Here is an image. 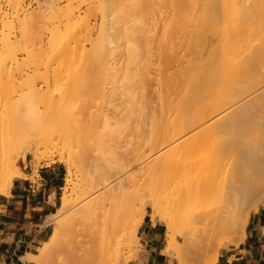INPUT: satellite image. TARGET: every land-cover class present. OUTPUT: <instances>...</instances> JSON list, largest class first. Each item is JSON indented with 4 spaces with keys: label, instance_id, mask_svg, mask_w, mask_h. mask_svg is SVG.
<instances>
[{
    "label": "rangeland",
    "instance_id": "rangeland-1",
    "mask_svg": "<svg viewBox=\"0 0 264 264\" xmlns=\"http://www.w3.org/2000/svg\"><path fill=\"white\" fill-rule=\"evenodd\" d=\"M14 1L0 0V118H4L0 120V131H3L0 132V166L5 163L3 159L7 155L5 158H11L20 170L21 163L31 164L34 170L56 163L63 167L66 175L68 163L75 182L78 174L80 178L81 174H110L107 163L111 164L115 160L113 158L129 156L127 174H181L184 180L194 174H218V178L223 174H264V120L261 114L255 112L246 122L223 129L218 126V121H213L214 115L209 114L212 101L228 98L237 90L240 94L251 91L262 68L253 66L248 70L239 65L237 58L223 68L216 60L218 55L209 54V43L219 45L227 43L226 39L232 42L235 37L231 39L227 35L228 38H222L226 40L224 42L220 33L210 36L213 29L218 26L221 29L226 24L220 15L213 18L209 12H201L204 5L200 2L205 0H122L120 4L117 0L115 3L113 0ZM239 1L246 3V0ZM261 19L254 20V25L264 26V17ZM52 34L55 45L68 47L66 58L62 59L52 52ZM132 47H137V59H131L130 51L134 56ZM185 48L191 50L190 54ZM174 49L181 53L186 51L184 56L191 55L193 67L187 76L186 64L177 65L183 74L178 80L176 106L168 110L166 116L179 120L185 115L183 109L186 105L181 104L180 98L186 80L190 79L196 85L200 83L195 87L196 91L194 89L193 96L196 98L193 99L191 116L195 120L201 117L206 120L190 130L194 144L186 148L169 147L156 158L152 150L160 147L166 129L147 125L129 128L128 134H120L123 120L118 112L126 107L127 94L132 88L141 86L144 79L146 84L151 85L150 97L157 94L154 81L161 78L164 72L161 61L170 58ZM11 54L15 55V60L9 57ZM129 57L133 63L128 61ZM233 106L216 112L215 116L224 120L235 117L241 103ZM105 113L112 118L105 123L97 122ZM9 136L19 143L13 144L14 140ZM0 175L5 177L8 174ZM223 178L219 180L217 192L208 201L175 220V255L163 254L162 250L172 244L165 243L164 225L155 223L160 233V264H169L171 260L175 261L174 264H188L194 255L200 253L217 252L219 257L222 250L234 249L244 241L245 238L240 239L238 233H214L213 221L206 226L189 225L190 218L199 209L217 213L224 207ZM136 179L139 181L132 188L136 208L141 204L145 207L140 225L144 220L151 223V208L146 194H142L147 185L141 184V178ZM62 192L61 188L56 208L60 205ZM247 201L242 205V216L255 211L261 217L262 226L264 216L261 205L255 209L256 199ZM69 213L62 214L59 221L66 219ZM247 220L246 229L256 216H248ZM48 221L49 237L56 224ZM207 239H211V246L202 248L201 242ZM137 240L139 245L134 249L125 246L120 249L115 264H144L146 253L138 232ZM262 240L264 245V235ZM40 250L39 245L35 255ZM134 250L136 254L132 258ZM60 252L63 254L61 258L52 259L49 264H69L75 257L81 256L77 253L73 258L64 249Z\"/></svg>",
    "mask_w": 264,
    "mask_h": 264
},
{
    "label": "bare ground",
    "instance_id": "bare-ground-1",
    "mask_svg": "<svg viewBox=\"0 0 264 264\" xmlns=\"http://www.w3.org/2000/svg\"><path fill=\"white\" fill-rule=\"evenodd\" d=\"M15 1L16 3L18 2L17 0ZM113 1L115 3L116 0ZM121 1L117 0V4H120ZM200 4L204 5V9H201V12H209L212 17L220 15L223 18L222 20L225 21L226 25L221 29L218 26V28L210 32L211 37L219 33L221 39L226 38L227 35L231 39L233 38L232 36L235 37L232 42H228L230 40L226 39L227 43H220L219 45L209 43V54L218 55L216 60L223 68L230 60L235 58H237L239 65L249 68L248 70L253 66L262 68L256 75L257 80L252 85L253 89L251 91L240 94L239 90H237L228 98L212 101L213 104L210 105L211 111L209 114L214 115L213 121H218L220 129L230 127L236 123L246 122L255 112H259L264 120V26L262 25L261 27L260 24L254 25V20L264 17V0H246V3L239 0H205L200 2ZM217 21L216 23H218ZM52 38L53 41L51 39L50 42L52 43V52L62 59L66 58L65 55L69 51L68 47L64 45L58 47V44L55 45L54 34H52ZM132 48L134 56H132V51H130L131 59L134 57L137 59V53L135 54L137 47H135L136 50L134 47ZM186 51L190 54L191 50L188 48ZM186 51L181 53V51L174 49L170 58L162 59L164 72L161 78L154 81V89L157 93L154 97H150L151 85L146 84L144 79L141 86L132 88L130 93L127 94V105L122 111L120 110L121 112H118L120 119L123 120L120 134H128L127 129L129 128L145 127L147 125L151 128L164 127L166 129L161 138L160 147L152 150L155 152L156 158L169 147L177 148L182 146L186 148L191 146L192 143L194 144V138L189 135V132L195 124L206 120L204 117L195 120L191 116V111H194L193 99L196 98H194L195 87L200 83L196 85L194 80L192 82L190 79L186 80L182 89L183 95L180 98L181 104L184 103L186 105V108L183 109L185 115L181 116L179 120L166 116L168 110L171 111L176 106L178 80L180 74H183V71L180 70L181 65L186 64L185 67L188 69V73L185 70L187 76L190 75V70L193 67L191 55L184 56L185 53L187 54ZM13 56L15 55L11 54L9 57L13 58ZM131 59L129 57L128 61L133 63L134 61H131ZM177 65H180V67L177 68ZM135 67L137 69V65ZM167 69H171V71L168 72ZM199 90H201L200 87ZM238 102L241 103V106L235 117L224 120L222 117L215 116L216 112L227 110L235 104L238 105ZM233 107L235 108L236 106ZM224 114H226V111H224ZM82 118L80 119L82 120ZM111 118L112 116L105 113L98 118L97 122L105 123ZM8 122L12 124L10 119H8ZM3 126H5V123ZM8 129L11 128L9 127ZM262 130L264 131V126H262ZM10 131L12 132V130ZM4 134L3 136H5ZM9 138L14 140L12 141L13 144L16 142V138L14 139L10 136ZM6 141L4 142L6 143ZM78 142L80 145V140ZM17 143L19 142L17 141ZM17 143L15 144L17 145ZM4 146L8 149L7 145ZM98 146L101 147V145ZM250 147L252 149L251 144ZM5 157L3 159L5 163L0 166V174L8 175L5 177L0 175V198L8 195L14 178L23 176L17 163L11 162V158ZM113 159L110 162L111 164L107 163L110 174H97V176L81 174V178L80 174H78L79 177L77 176L78 179L75 182L72 167L66 163V175L62 186L63 192L60 197V205L52 217H49V220L53 221L56 227L46 241L42 243L40 253L38 255H27V260L32 261L34 264H49L52 259H60L61 255H63L60 250L64 249V252L70 256L73 255V258L77 253L81 255V258L77 255L78 257H75L69 264H115L122 247L134 249L139 245L137 232L145 207L141 204L136 208V200L132 188L139 181L136 179L137 177L141 178L142 185H147L142 190V194H146L147 204L151 208V225L156 222L162 223L165 228V243L167 241L169 245H173L170 246L172 248L167 245L162 250L164 255L172 253L175 255V220L186 212L188 214L190 210L199 205L201 207L203 203L208 201L217 192L220 186V179L223 177L225 178H223L224 182L221 189L224 207L218 210L217 213H211L208 210L200 211L199 209L190 218V226L195 224L206 226L213 221L212 230L214 233H219L220 231L238 233L240 239H243L246 237L245 229L249 220H247V217L251 216L252 218L256 213L254 211L243 217L244 215L242 216L241 214L242 205L247 200L255 198V209H257L258 205H261L260 210H262V215L264 216V174H226V176L223 174L221 178L217 177L218 174H194L188 180H184L181 174H163L164 177L159 176V174H127L130 166V157L124 156L123 158ZM0 164H2V161ZM73 195L76 196L72 200ZM67 211H70L68 217L63 221H59L58 218ZM262 231L264 233V222ZM201 243L202 248L209 246V244L211 246V239ZM57 249L59 251H55ZM80 249L83 255L80 254ZM135 254L136 250L131 255L132 258ZM210 254H196L189 260L188 264H216L218 260L217 252ZM174 262V260H171L169 264H174Z\"/></svg>",
    "mask_w": 264,
    "mask_h": 264
},
{
    "label": "crops",
    "instance_id": "crops-1",
    "mask_svg": "<svg viewBox=\"0 0 264 264\" xmlns=\"http://www.w3.org/2000/svg\"><path fill=\"white\" fill-rule=\"evenodd\" d=\"M21 172L23 176L14 178L8 195L0 198V264H34L26 257L35 255L49 235L47 220L58 208L65 176L63 167L56 163L37 170L29 163H21ZM255 216L244 241L234 249L222 250L216 264H264L262 220L259 214ZM158 230L157 224L151 225L149 220L138 228L146 253L144 264H160Z\"/></svg>",
    "mask_w": 264,
    "mask_h": 264
}]
</instances>
